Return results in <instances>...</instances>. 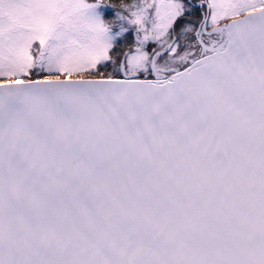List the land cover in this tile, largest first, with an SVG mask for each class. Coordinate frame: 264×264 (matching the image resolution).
<instances>
[{"label":"snow or ice","instance_id":"6c2138e0","mask_svg":"<svg viewBox=\"0 0 264 264\" xmlns=\"http://www.w3.org/2000/svg\"><path fill=\"white\" fill-rule=\"evenodd\" d=\"M0 264H264V0H0Z\"/></svg>","mask_w":264,"mask_h":264}]
</instances>
